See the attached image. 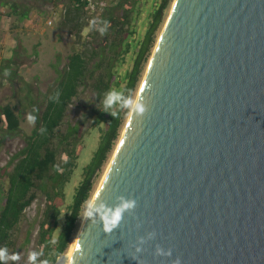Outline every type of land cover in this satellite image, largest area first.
Masks as SVG:
<instances>
[{
  "label": "water",
  "instance_id": "obj_1",
  "mask_svg": "<svg viewBox=\"0 0 264 264\" xmlns=\"http://www.w3.org/2000/svg\"><path fill=\"white\" fill-rule=\"evenodd\" d=\"M67 264H264V0H173Z\"/></svg>",
  "mask_w": 264,
  "mask_h": 264
},
{
  "label": "trees",
  "instance_id": "obj_2",
  "mask_svg": "<svg viewBox=\"0 0 264 264\" xmlns=\"http://www.w3.org/2000/svg\"><path fill=\"white\" fill-rule=\"evenodd\" d=\"M46 1L56 6L59 0ZM172 1L158 0V5L148 13L142 37L136 42L128 39L135 34L141 0H95L94 9L88 7L86 0L63 3L57 28L73 37L72 50L63 66L61 55L56 54L55 62L50 64L56 76L47 89L35 98L29 93L27 116L34 121V128L27 135L25 145L0 170V264L5 263L14 245L13 233L38 191L45 199L36 239L37 251L43 255L40 264H53L59 254L67 251L83 207L90 200L94 180L113 152L125 125L158 29ZM6 5L9 8L6 16L15 17V21L29 17L28 5L16 1ZM17 25L11 24L10 28ZM61 38L59 33L58 40ZM130 51L132 64L119 78L115 69L124 64ZM33 55H37L36 49ZM21 58L17 44L8 65L0 64V76L19 78ZM113 88L118 97L112 100ZM81 89L94 95L91 126L98 129V145L82 168L81 180L74 187L72 201L66 206L60 224L61 209L66 202L65 186L74 174L83 146L84 123L67 124L64 130L61 127L68 107ZM21 115L22 110L10 103L0 105V144L6 137L20 132Z\"/></svg>",
  "mask_w": 264,
  "mask_h": 264
},
{
  "label": "rangeland",
  "instance_id": "obj_3",
  "mask_svg": "<svg viewBox=\"0 0 264 264\" xmlns=\"http://www.w3.org/2000/svg\"><path fill=\"white\" fill-rule=\"evenodd\" d=\"M24 2H27L31 9V18L29 19L30 24H28L26 30L6 32L7 30H4L3 27L9 26L12 21V19L7 17L3 19L1 25L3 33L1 32L0 35H2L1 37L4 40L3 45H1V49L3 51L7 50L5 44L12 43L7 50L8 56H4V54L2 55L3 58L1 63L8 65L7 59L11 55L12 46L16 44V41L18 42L19 50L22 52V62L18 66L19 78L16 77L14 79L9 78L8 76H0V78L2 77L0 79V105L10 103L15 106L16 109H21L22 115L20 121V132L14 137H6L3 143L0 144V170L7 165L10 157L25 145L27 135L34 128V121L27 116L28 97L32 95V97L35 98L39 92H44L53 82L56 74L50 64L55 62L56 54L59 53L61 55V66H63L66 62L67 54H69L72 50L73 37L69 33H66V31L60 32L57 28L60 13L65 0H59L56 6H53L52 3L46 0H21V3ZM172 3L173 1L171 2L169 8L165 11L163 21L157 32V38L169 15ZM140 4V14L135 20V34L128 39L130 41L136 42L142 37L146 29L148 13L153 9V7L158 5V0H141ZM39 18H42V22ZM48 21H51V23L49 24ZM4 33L6 34L3 35ZM59 33L62 34L61 40H58ZM14 38H16V40H14ZM34 49L37 50L36 56L33 55ZM132 59L133 55L130 51L125 56L124 64H119L116 67L115 71L119 78H121L130 68ZM114 89L115 88H113L111 95L112 100L118 97V93L114 92ZM93 101V93L89 90L81 89L68 107L64 124L61 127L62 130H64L67 124H74L78 121H83L84 123V137L81 140L83 146L77 160V167L74 174L69 183L65 186L66 202L65 206L61 209V215L59 218L60 224L63 222L66 206L72 201L74 187L77 186L81 180L82 168L90 161V158L98 145V129L91 126V114L94 108ZM124 126L125 125H123L120 130V135ZM117 142L118 140L116 141L114 150ZM113 152L109 154L108 160L104 164L101 173L94 180L90 200L83 207V212L78 221L76 233L78 232L87 207L89 206V202L91 201L103 177ZM4 179L5 177L2 178V180ZM44 203V196L38 191L36 199L24 210L22 219L13 233L14 245L8 252L4 264H40L43 255L39 254L37 251L36 239L38 222L41 218ZM74 238L75 235L72 241ZM71 243L69 244L67 251L69 250ZM67 251L64 253H67Z\"/></svg>",
  "mask_w": 264,
  "mask_h": 264
},
{
  "label": "crops",
  "instance_id": "obj_4",
  "mask_svg": "<svg viewBox=\"0 0 264 264\" xmlns=\"http://www.w3.org/2000/svg\"><path fill=\"white\" fill-rule=\"evenodd\" d=\"M14 1H16V2H18V3H21V0H0V33L2 32L3 33V29L4 30H7L6 32H8V31H14V32H16V31H18V30H21V31H24V30H26V28H27V26H28V24H30V18H31V9H30V12H29V17L27 18V19H25V20H23V21H21V22H17V21H15V17H8V16H6V13L9 11V8H8V6L6 5L7 3H10V2H14ZM21 4H24V5H28L29 6V8H30V5L26 2H24V3H21ZM54 6V5H53ZM10 18V19H12V21L10 22V25L9 26H7V27H3V29H2V27H1V25H2V21H3V19L4 18ZM39 20H41V22H42V18H39ZM11 24H18L17 25V27L16 28H14V29H11L10 27H11ZM6 33H4L3 35H5ZM16 34V33H15ZM2 35H0V64H2L1 63V60H2V55L4 54V56H8V48L12 45V43H7V44H5L6 45V49L7 50H5V51H3L2 49H1V45H3V42H4V40H3V38L1 37ZM14 40H16V38H14ZM18 44V42L16 41V44H14L12 47V50H11V55H12V52H13V49H14V47L16 46ZM4 45V46H5ZM11 55L8 57V59L11 57ZM8 59H7V61H8Z\"/></svg>",
  "mask_w": 264,
  "mask_h": 264
},
{
  "label": "bare ground",
  "instance_id": "obj_5",
  "mask_svg": "<svg viewBox=\"0 0 264 264\" xmlns=\"http://www.w3.org/2000/svg\"><path fill=\"white\" fill-rule=\"evenodd\" d=\"M171 9V8H170ZM127 120V119H126ZM119 139H120V137L118 138V141H119ZM117 144H118V142H117ZM117 146V145H116ZM89 204H90V202H89ZM88 208V207H87ZM78 233V232H77ZM77 233L75 234V238H74V240L72 241V243H71V245H70V248H69V250L67 251V253H66V255H67V260L65 261V263L64 264H67V262H68V260H69V258H70V256H71V254H72V252H73V249H74V245H75V243H76V237H77Z\"/></svg>",
  "mask_w": 264,
  "mask_h": 264
},
{
  "label": "built area",
  "instance_id": "obj_6",
  "mask_svg": "<svg viewBox=\"0 0 264 264\" xmlns=\"http://www.w3.org/2000/svg\"><path fill=\"white\" fill-rule=\"evenodd\" d=\"M86 1L88 2V7L90 9H94V7H95V0H86ZM48 23L50 24L51 21H48Z\"/></svg>",
  "mask_w": 264,
  "mask_h": 264
}]
</instances>
